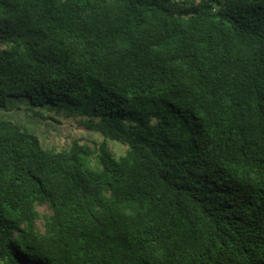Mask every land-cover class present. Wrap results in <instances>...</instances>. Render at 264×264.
<instances>
[{"label":"trees","instance_id":"trees-1","mask_svg":"<svg viewBox=\"0 0 264 264\" xmlns=\"http://www.w3.org/2000/svg\"><path fill=\"white\" fill-rule=\"evenodd\" d=\"M0 264H264V0H0Z\"/></svg>","mask_w":264,"mask_h":264},{"label":"rangeland","instance_id":"rangeland-1","mask_svg":"<svg viewBox=\"0 0 264 264\" xmlns=\"http://www.w3.org/2000/svg\"><path fill=\"white\" fill-rule=\"evenodd\" d=\"M27 115L29 114L27 113ZM78 121V119H60V123L53 120L43 121L36 129L44 147L61 151L68 149L75 140L79 141L81 144H87L92 147L104 140L101 134L81 127ZM110 146L117 156L124 155L128 149L126 146L114 142H110ZM36 212L38 218L35 221V225L41 232H44L45 224L47 219L51 216L52 210L46 205L41 207L38 206Z\"/></svg>","mask_w":264,"mask_h":264}]
</instances>
